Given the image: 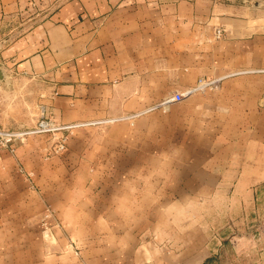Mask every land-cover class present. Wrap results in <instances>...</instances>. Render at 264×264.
<instances>
[{"label": "crops", "instance_id": "crops-1", "mask_svg": "<svg viewBox=\"0 0 264 264\" xmlns=\"http://www.w3.org/2000/svg\"><path fill=\"white\" fill-rule=\"evenodd\" d=\"M0 70L2 81L44 82L48 116L70 125L56 137L71 129L72 142L81 138L54 167L41 163L29 138L4 154L0 264L212 258L199 209L232 174L212 162L223 156L217 146L227 128L232 154L239 151L238 107L210 91L161 103L200 77L264 92V9L239 13L213 0H0ZM250 169L235 176L261 175ZM47 208L54 216L44 220Z\"/></svg>", "mask_w": 264, "mask_h": 264}, {"label": "rangeland", "instance_id": "rangeland-1", "mask_svg": "<svg viewBox=\"0 0 264 264\" xmlns=\"http://www.w3.org/2000/svg\"><path fill=\"white\" fill-rule=\"evenodd\" d=\"M213 1L232 6L239 13L245 12V9H264V0ZM261 78L262 76H256L252 81L258 84L262 82ZM43 83L37 78L30 80L19 76L0 80L2 124L19 131L33 130L41 117L42 106H46L43 102L45 92ZM229 83V81L225 83L224 89H220L219 83L215 88L207 87L202 90V93L222 92L218 100L224 105L237 106V112H232V120L235 121L237 118L239 125V146L237 145L239 151L235 150L236 153L232 154L236 147L230 145V138H234V130L227 128L223 130L222 143L217 146V151L223 156L212 162L213 165L223 167L224 172L232 174L224 178L226 185L218 192L204 194L206 196L202 198V208L199 209L202 229L208 236L212 248V258L208 264H264V145L252 143L253 140H262L264 143V92L247 91L245 81L242 85L236 84L232 90ZM227 115L230 117V112ZM56 133L57 131L53 130L30 133L23 141H27L28 138L31 140L32 147L39 151L41 163L46 164L45 167H54L55 157L60 154L76 153L81 146L78 144L81 138L74 137V143L70 140L69 129L64 134L68 142L66 149L56 153L54 148L60 137L59 135L57 138ZM23 142L19 143L18 147ZM82 157L83 155L80 159ZM228 165L230 171L225 168ZM241 166L249 168L242 169ZM252 166L255 167V172L260 171L261 175L235 176L238 172L236 169H240V172L246 169L247 174L254 172L250 169ZM15 167L23 173H29V178L33 176L32 171L25 169L23 162L17 161ZM247 187L250 188L248 192L244 191Z\"/></svg>", "mask_w": 264, "mask_h": 264}, {"label": "built area", "instance_id": "built-area-1", "mask_svg": "<svg viewBox=\"0 0 264 264\" xmlns=\"http://www.w3.org/2000/svg\"><path fill=\"white\" fill-rule=\"evenodd\" d=\"M222 35V30L218 29L217 30V36L220 37ZM219 85V79H208L205 77H200L193 87L184 90L183 92H178L174 96L166 98L161 105H166L169 102L173 100H178L181 98H184L186 96H189L195 92L202 91L207 87L210 88H215ZM48 111L46 106H42L41 109V117L38 120L35 128L31 131H19V130H14L10 127H6L4 124L1 122V112H0V167L3 164L4 160V154L6 152L14 155L16 154L17 147L19 143H22L25 140V137L27 134L30 133H37V132H42V131H58L59 129L63 130L65 128H69L70 125H65L61 126L58 124H55L52 121V118L48 116ZM67 146V137L62 135L58 141L56 142L55 145V152L59 153L62 152L66 149ZM54 216V211L51 208L46 209V213L44 214V220L48 219L49 217Z\"/></svg>", "mask_w": 264, "mask_h": 264}, {"label": "water", "instance_id": "water-1", "mask_svg": "<svg viewBox=\"0 0 264 264\" xmlns=\"http://www.w3.org/2000/svg\"><path fill=\"white\" fill-rule=\"evenodd\" d=\"M3 78H4V76H3V74H2V72L0 70V80H2Z\"/></svg>", "mask_w": 264, "mask_h": 264}, {"label": "trees", "instance_id": "trees-1", "mask_svg": "<svg viewBox=\"0 0 264 264\" xmlns=\"http://www.w3.org/2000/svg\"><path fill=\"white\" fill-rule=\"evenodd\" d=\"M211 259V258H210ZM210 259H208L207 261H206V263H204V264H208V262L210 261Z\"/></svg>", "mask_w": 264, "mask_h": 264}]
</instances>
